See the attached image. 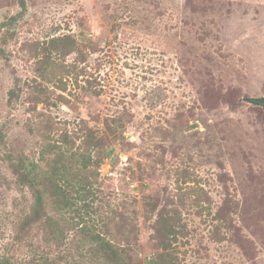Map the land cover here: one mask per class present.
Instances as JSON below:
<instances>
[{"label": "rangeland", "instance_id": "rangeland-1", "mask_svg": "<svg viewBox=\"0 0 264 264\" xmlns=\"http://www.w3.org/2000/svg\"><path fill=\"white\" fill-rule=\"evenodd\" d=\"M25 2L0 0V257L106 264L91 254L82 226L98 232L108 221V237L133 244L144 264L157 251L148 195L180 213V264H264V106L247 101L264 97V0ZM64 35L80 48L48 50ZM46 55L70 72L42 74ZM107 117L124 127L85 219L47 197L63 237L47 241L42 222L20 230L33 197L12 160L46 168L54 157L41 154L46 143L82 135L86 122L102 128Z\"/></svg>", "mask_w": 264, "mask_h": 264}, {"label": "trees", "instance_id": "trees-1", "mask_svg": "<svg viewBox=\"0 0 264 264\" xmlns=\"http://www.w3.org/2000/svg\"><path fill=\"white\" fill-rule=\"evenodd\" d=\"M19 3L22 8H26L25 0H19ZM47 48L66 54L78 50L80 43L72 36L64 35L53 38ZM40 63L42 74L46 72L53 74V72L56 73L55 70L62 74L70 72L69 69H65V66H61L60 69L48 64V55ZM50 66L52 71L48 69ZM60 81L63 82V79L60 78ZM59 86L62 90L67 88L65 83ZM82 88L85 87L82 85ZM12 94L14 91H10V102ZM122 127L124 125L119 118L107 117L102 128L86 122L82 135L72 137L69 132L62 133L59 141L48 142L42 147L43 156L45 153H54V157L47 163L46 168L34 161L26 163L22 157L12 160L10 166L17 177L18 184L27 187L33 197L30 213L24 218L20 230L42 222L46 228L47 241L56 243L63 237L65 226L48 212L47 197L57 211L73 208L79 212L81 221L85 219L82 210L85 208L86 213H89L92 208L87 199L97 189L99 168L107 155L108 147L111 146L112 138L118 136ZM76 139H80L78 145H76ZM144 206L147 218L155 217L153 240L156 241L157 248L156 254L146 259L144 264H180L173 248L179 235L184 234V224L179 211L167 205L161 206L159 196L145 195ZM120 221L119 231L124 234L127 226L126 217L123 215ZM131 227L129 232H134L135 227L133 225ZM82 230L93 243L90 249L91 254L103 259L106 264H141L132 255L133 251L138 250L133 244L128 242L123 245L108 237L111 231L108 221L98 232H94V229L86 223L83 224ZM0 264L14 263L11 257L3 255L0 257Z\"/></svg>", "mask_w": 264, "mask_h": 264}, {"label": "water", "instance_id": "water-1", "mask_svg": "<svg viewBox=\"0 0 264 264\" xmlns=\"http://www.w3.org/2000/svg\"><path fill=\"white\" fill-rule=\"evenodd\" d=\"M247 101L253 104L264 106V97H248Z\"/></svg>", "mask_w": 264, "mask_h": 264}]
</instances>
